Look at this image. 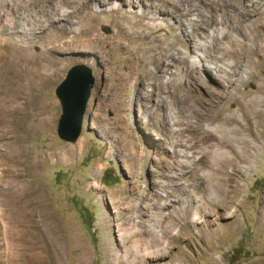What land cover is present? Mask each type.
<instances>
[{"label": "rangeland", "instance_id": "374dc122", "mask_svg": "<svg viewBox=\"0 0 264 264\" xmlns=\"http://www.w3.org/2000/svg\"><path fill=\"white\" fill-rule=\"evenodd\" d=\"M100 2L0 0V264H120L152 212L164 247L146 264H264V7ZM77 64L95 85L71 143L55 91ZM232 134L249 166L234 146L217 160ZM37 196L44 213L15 210Z\"/></svg>", "mask_w": 264, "mask_h": 264}, {"label": "bare ground", "instance_id": "6f19581e", "mask_svg": "<svg viewBox=\"0 0 264 264\" xmlns=\"http://www.w3.org/2000/svg\"><path fill=\"white\" fill-rule=\"evenodd\" d=\"M38 1L39 0H37V3H38ZM132 1V0H131ZM133 1H135V0H133ZM249 2H252V12H258V7H264V0H248ZM94 3H95V8H97V9H99L100 7H101V2H100V0H94ZM132 2H130V4H131ZM30 4H32V5H35L33 2H30ZM37 5V4H36ZM130 6H132V5H130ZM117 7V3L115 2V4H114V6H113V8H116ZM250 11V10H249ZM260 15H262V13L260 14ZM263 27L264 28V22L262 23L261 22V20H259L258 22H255V29L257 28V29H259L260 27ZM220 32L218 33V37H223V34L226 32L225 30H223L222 28H220ZM240 30V29H239ZM262 30V29H261ZM214 31V30H213ZM232 31V30H231ZM256 32V31H255ZM215 32H211V35H210V40H207L208 41V43L210 42V43H212V36H214L215 34H214ZM257 33V32H256ZM231 34V33H230ZM264 36V34H260L259 32L257 33V35H256V37H255V39L257 40H260L262 37ZM217 37V38H218ZM232 38H233V40L235 39H238V38H240V36L238 35V33H237V31L235 32H233L232 33ZM231 38V39H232ZM238 41V40H237ZM258 42V41H257ZM211 46V45H210ZM264 47V46H263ZM264 52V51H263ZM198 54H201V56L202 57H200V55H196L195 56V60H193V66L195 65H198V66H204V65H202V61L204 62V60L202 59L204 56H205V52H201V51H199V53ZM208 63V62H207ZM213 67V66H212ZM205 69H207V67L205 68ZM210 69V66L208 67V69L207 70H209ZM257 70V69H256ZM255 73H256V71H255ZM244 74H246V73H244ZM257 74H259V73H257ZM241 78V77H240ZM261 88V87H260ZM214 94V93H213ZM256 113H258V115H257V117H256V121L254 122V127H256V128H260V127H263L264 128V111H258L257 110V112ZM255 113V114H256ZM226 128H227V126H226ZM226 128H223L222 126H221V129H223V130H226V131H229V132H231V130H232V128L231 129H226ZM262 131V130H261ZM228 133V132H227ZM262 133H264V130H263V132ZM235 136L232 134V137H224V138H220V140H219V144H218V149L215 151V154L217 155V160L222 164V163H224V161L225 160H227V159H231V161H234L235 162V159L234 158H232V156H231V151L229 152V151H227V150H229V148H231L232 149V147L235 145ZM234 148H235V146H234ZM226 151H225V150ZM236 149V151L237 152H239V155H238V157L239 158H241L240 160L241 161H243V162H245V164H247L248 166L250 165V163L253 161V159L252 158H250V156L246 153V152H243V147L242 146H239V147H236L235 148ZM234 151V150H233ZM238 160V159H237ZM231 163V162H230ZM233 163V162H232ZM35 184V183H34ZM38 184V183H37ZM36 184V185H37ZM32 187H33V185H32ZM41 191H40V187L39 186H36V187H34L32 190H31V193L29 194V196H34V195H38L39 193H40ZM25 198V197H24ZM23 198V199H24ZM30 198V197H29ZM28 198V199H29ZM41 198V197H40ZM32 199H34V198H32ZM22 200V199H21ZM20 200V202H22ZM32 201V200H31ZM37 202L36 203H38V204H36V205H32V207L30 208L29 206L28 207H26V208H22L21 206L20 207H17L15 210H18V212H20V211H26V213L27 212H29V213H33V212H39V213H44L45 212V209H44V205H42L41 203H43L42 202V200L41 199H38V196H37V200H36ZM29 203H30V201H28ZM31 204H33V203H31ZM232 205V204H231ZM231 205L229 206V207H231ZM24 207H25V205H24ZM13 208V207H12ZM228 210H229V208H227ZM47 212V211H46ZM28 213V214H29ZM161 215H157V214H154L153 212L151 213V216H150V218H151V220H149L147 223H149V224H151L150 225V227L148 228V230L147 231H142V230H140V231H131V232H129V233H127V236L129 237V236H131L132 238V240H133V244H132V246H130V245H128V246H126L125 248H126V254H123V255H121V256H119L118 255V253L116 254V257L114 258L115 260H117L118 261V263H125V259H126V257H128V256H131L132 254H134V256H133V258H131V259H129L128 260V262H129V264H146V262H147V258H151V259H153V258H160L161 257V250L163 249V247L164 246H162V233H161V231L158 229V225H157V223L159 224V222L160 221H158V218L160 217ZM194 219L195 220H197V219H199V217H198V214H196L195 215V217H194ZM153 221L155 222V223H153ZM171 221V220H170ZM157 222V223H156ZM175 227V221H173V222H170V225H169V228H170V230L171 229H173ZM134 234V235H133ZM130 238V237H129ZM125 239V238H124ZM174 237H172V241L171 242H169V245L171 246L172 245V243L174 242ZM128 243H130L129 241H128ZM131 244V243H130ZM126 245V244H125ZM142 246H144V248L142 247ZM169 247V246H168ZM168 247H166V248H168ZM113 248V247H112ZM162 248V249H161ZM150 249H154V251H150V252H148ZM171 249V248H170ZM115 255V254H114ZM178 259H180V263L179 264H183V263H186L187 261L186 260H184V259H181V258H177V257H172V259H171V262H169V263H167V264H176L175 262H176V260H178Z\"/></svg>", "mask_w": 264, "mask_h": 264}, {"label": "water", "instance_id": "95a60500", "mask_svg": "<svg viewBox=\"0 0 264 264\" xmlns=\"http://www.w3.org/2000/svg\"><path fill=\"white\" fill-rule=\"evenodd\" d=\"M94 85L92 69L85 64H77L68 70L56 88L62 108L57 128L61 139L74 143L80 137Z\"/></svg>", "mask_w": 264, "mask_h": 264}]
</instances>
